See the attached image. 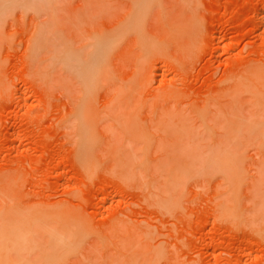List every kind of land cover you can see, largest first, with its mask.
<instances>
[{
    "label": "rangeland",
    "instance_id": "1",
    "mask_svg": "<svg viewBox=\"0 0 264 264\" xmlns=\"http://www.w3.org/2000/svg\"><path fill=\"white\" fill-rule=\"evenodd\" d=\"M261 78L264 0H0V264H264Z\"/></svg>",
    "mask_w": 264,
    "mask_h": 264
},
{
    "label": "bare ground",
    "instance_id": "2",
    "mask_svg": "<svg viewBox=\"0 0 264 264\" xmlns=\"http://www.w3.org/2000/svg\"><path fill=\"white\" fill-rule=\"evenodd\" d=\"M258 70V69H257ZM94 71V70H93ZM249 71V70H248ZM261 71V70H260ZM88 72V71H87ZM86 72V73H87ZM253 72V71H252ZM89 74V73H88ZM94 74H96V73H94ZM259 74V73H258ZM90 75H91V73H90ZM256 74H254L252 77H251V79H254L253 77L255 76ZM92 76V75H91ZM107 76V75H106ZM257 76V75H256ZM260 76V75H259ZM259 76H257V79H256V77H255V79H256V81H258L259 79H258V77ZM88 77H89V75H88ZM94 77V76H93ZM86 78V77H85ZM260 78V77H259ZM255 79L253 80V81H255ZM262 79V78H261ZM264 79V78H263ZM262 79V80H263ZM88 80V79H87ZM90 81V80H89ZM93 81V79L91 80V82ZM95 81V80H94ZM260 81V80H259ZM91 82H89V83H91ZM87 83V82H86ZM96 83V82H95ZM258 83H260V82H258ZM88 84V83H87ZM89 85V84H88ZM93 85V84H92ZM259 86H260V84H258ZM245 86V85H244ZM262 87L264 86V84L263 85H261ZM92 87V86H91ZM261 87V88H262ZM256 88V87H255ZM264 88V87H263ZM255 91H256V89H254ZM175 94V93H174ZM173 94V95H174ZM90 95V94H89ZM261 96V95H260ZM91 99H92V97H91ZM85 110V109H84ZM122 121V120H121ZM125 121V120H124ZM128 122V121H127ZM125 123V125H126V122H124ZM131 123H133V122H131ZM128 124V123H127ZM131 125V124H130ZM82 131V130H81ZM61 213V212H60ZM63 213V212H62ZM22 215H24V214H22ZM22 215H20V217L22 216ZM49 216H51L50 214H48ZM60 215V214H59ZM63 215V214H62ZM56 216H58V215H56ZM24 217V216H23ZM22 217V218H23ZM18 218V217H17ZM2 220V219H1ZM7 220V219H6ZM17 238V237H16Z\"/></svg>",
    "mask_w": 264,
    "mask_h": 264
}]
</instances>
